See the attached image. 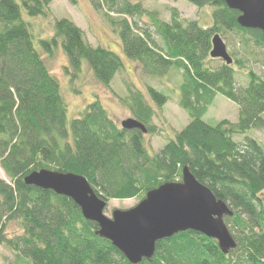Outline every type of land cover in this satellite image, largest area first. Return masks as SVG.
Wrapping results in <instances>:
<instances>
[{
    "label": "trees",
    "instance_id": "16d2710c",
    "mask_svg": "<svg viewBox=\"0 0 264 264\" xmlns=\"http://www.w3.org/2000/svg\"><path fill=\"white\" fill-rule=\"evenodd\" d=\"M53 1L0 0V164L8 178H0V244L14 254L12 264H132L97 235V223L85 219L74 200L26 184L31 172L80 174L106 201H141L149 190L181 181L185 166L232 207L234 215L225 221L236 232L238 246L224 254L217 240L187 230L159 241L155 255L137 264H264V145L249 135L264 128V77L244 71L243 51L230 54L231 64L211 56L216 34L224 39L240 33L250 40L244 42L246 48L254 43L264 49V32L242 27L237 20L241 13L223 0H187L213 8L212 24L206 26L183 19L177 8L165 21L140 0H91L120 37L123 56L138 63L143 74L181 73L179 106L189 121L159 151L150 152L145 134H161L154 123L156 108L169 101L150 83L119 97L146 132L118 126L100 97L69 119L61 83L46 56L64 52V72L76 94L85 68L109 89L125 60L94 46L69 18L55 19L53 33L36 42L23 11L49 17ZM143 16L150 18L152 29L140 25ZM239 69L246 74L245 84L238 81ZM217 95L238 105L237 121L210 124L203 119ZM10 222H17L22 233L8 236Z\"/></svg>",
    "mask_w": 264,
    "mask_h": 264
},
{
    "label": "rangeland",
    "instance_id": "374dc122",
    "mask_svg": "<svg viewBox=\"0 0 264 264\" xmlns=\"http://www.w3.org/2000/svg\"><path fill=\"white\" fill-rule=\"evenodd\" d=\"M140 1H142L148 9L158 11L161 19L165 21L171 20L172 10L173 8H177L181 17L185 20H199L203 26L212 24L213 8L211 6L198 8L187 0ZM23 14L25 19L32 23V32L36 36V42L39 37H48L53 33L55 19L69 18L83 29L86 37L94 46H102L111 49L120 54L125 60L124 69L118 72L109 89L97 82L92 71L89 68H85L82 78L78 81L81 93L76 94L72 90L69 78L64 72V66L67 64V57L64 52L62 50H57L53 57H47L45 55L52 73L61 83L63 94L69 107L68 117L70 120L78 117L80 111H82L88 103L100 97L111 117L118 126H121L122 121L132 117V114L130 110L122 105L119 97L126 96L130 88L144 90L146 84L150 83L169 97V101L162 109L156 108L154 123L159 128L161 134H145L146 145L150 152L159 151L170 138H174L175 132L181 130L188 123V114L179 106V81L181 80V73L175 69H171L162 77L143 74L138 63L123 56L122 50H120V37L109 28L102 14L95 9L91 0H77L76 3L70 0H54L51 4V16L49 17H31L28 16L25 11H23ZM140 25H147L151 29L153 28L148 16H143ZM224 39L228 45L230 54L237 51H243L245 53L246 69H244V71L251 69L264 77L263 48H260L254 43H250L248 48H246L244 42L249 43L250 40L246 41L241 38L240 33H230L229 37H224ZM36 44L41 50L39 44ZM238 56L242 57V55ZM237 77L239 83H246L247 77L246 74L242 72V69L238 70ZM238 116V105L223 95H217L203 119L210 124H216L218 121L225 118L235 122L238 120ZM249 135L257 137L264 145V128L262 130H252ZM238 140H241V138ZM0 178L8 181L1 164ZM261 194L260 198L264 200V190ZM139 202L140 198L124 200L110 199L105 209V214L108 217H112L113 210L129 209L136 206ZM228 226H231V224H228ZM20 233H22V230L17 222H10L8 224V236L13 237ZM232 233L236 234L235 231ZM13 260L14 254L12 251L5 245L0 244V264H12Z\"/></svg>",
    "mask_w": 264,
    "mask_h": 264
},
{
    "label": "water",
    "instance_id": "95a60500",
    "mask_svg": "<svg viewBox=\"0 0 264 264\" xmlns=\"http://www.w3.org/2000/svg\"><path fill=\"white\" fill-rule=\"evenodd\" d=\"M223 1L241 13L237 20L242 27L264 32V0ZM212 45L213 58H221L227 64L233 62L227 44L219 34L213 37ZM122 126L147 131L133 118L122 121ZM25 182L74 200L84 218L97 223V235L110 240L132 264L151 259L159 241L187 230L217 240L224 254L238 246L225 221L226 217L234 215L232 207L201 183L187 166L183 168L181 181L166 182L149 190L136 206L115 209L112 217L105 214L108 201L96 194L83 175L41 169L27 175Z\"/></svg>",
    "mask_w": 264,
    "mask_h": 264
}]
</instances>
